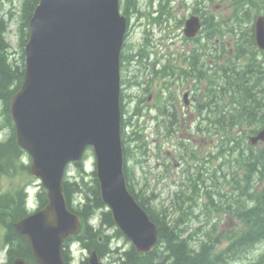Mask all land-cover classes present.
Listing matches in <instances>:
<instances>
[{
  "label": "water",
  "instance_id": "1",
  "mask_svg": "<svg viewBox=\"0 0 264 264\" xmlns=\"http://www.w3.org/2000/svg\"><path fill=\"white\" fill-rule=\"evenodd\" d=\"M201 24L186 23L188 36ZM128 27L120 0H40L25 46V79L10 110L19 145L31 156L30 171L43 181L49 202L14 224L27 238L37 264H67L64 242L81 230L67 204L64 175L87 147L96 154L104 203L138 253L152 251L159 227L128 188L122 141L121 51ZM264 48V16L255 26ZM264 141V128L250 138ZM54 213V215H53ZM12 264H29L16 257ZM89 264H102L93 250Z\"/></svg>",
  "mask_w": 264,
  "mask_h": 264
},
{
  "label": "trees",
  "instance_id": "2",
  "mask_svg": "<svg viewBox=\"0 0 264 264\" xmlns=\"http://www.w3.org/2000/svg\"><path fill=\"white\" fill-rule=\"evenodd\" d=\"M39 1L23 0L19 25L22 55L19 62L12 59L10 44L6 38L7 21L3 17L0 18V132L3 131V138L0 140V228L4 229V244L7 249V261L4 264H12L16 256H23L30 264H37L28 240L17 235L13 227L16 220L29 214L26 206L25 186L17 184L11 187L13 183L7 187L3 186L5 178H16L22 174H29L27 162L29 156L19 146L10 105L12 97L25 79L26 65L23 50L30 35V20ZM122 4L125 13L129 14L137 10L138 0H122ZM237 5L239 6L240 2L237 1ZM248 14H242L240 19L245 20ZM214 35V29L207 25L205 36L210 39ZM245 44L256 48L253 28L250 31L241 30L237 41L238 58L244 57L247 52H255V50L247 51ZM126 55L127 61L139 56L140 64L143 65L141 53ZM258 57L257 54L250 53V58L245 64H237L233 60L232 65L223 67L219 77L224 79V84L220 90L214 86L217 82L216 77L210 78V84L206 90V103L215 102L216 110H219L218 104L227 95H231L235 103L230 112L221 111L219 113L218 123H226L230 127L256 125L260 128L264 125V62ZM239 66L241 67L237 68ZM152 70L155 72L153 68ZM207 76L208 73L201 68L199 77L203 79ZM122 107L124 108L123 105ZM122 126L126 155L125 171L129 189L147 210L151 219L159 226L158 245L148 253H138L132 245L124 251H121L120 247H112V237L123 238L124 234L116 226L112 212L106 208L96 172L92 171L87 174L84 163L80 161L75 164L79 174L74 178L67 175L64 181L69 207L79 213L83 221L81 232L66 242L65 258L68 264H72L73 261L69 249V244L73 240L79 242L82 248L88 251L97 249L102 257L116 255L119 264H230L247 257L259 242L264 241V148L257 149L248 146L249 152L242 154L245 184L239 182L238 187H235L237 190L235 201L229 205L232 215L238 218L240 223L242 222V227L225 234L206 232L203 233V239H195L193 233L186 235L185 229L181 227V223L184 222L182 216L187 215L186 211L182 212L183 215L181 213L179 217L169 220L167 208L156 212L152 207L151 200L158 196L155 192L145 196L144 191L137 192L134 188V176L129 166V160L132 159L134 151L131 145L135 142L134 146L138 150L147 145L145 139L142 141L141 128L137 127L131 134H128L124 120ZM167 128L171 132V128ZM195 190H197V185ZM179 193H177L178 199L182 197ZM181 194L185 195L184 190ZM222 196L227 195L222 193ZM209 199L211 203L214 202L213 195L210 194ZM38 200L39 207H43L48 202L44 189L38 192ZM179 203L180 201H176L175 205ZM96 214L100 221L98 228L90 222V218ZM107 228L112 229L114 234H107L105 232ZM222 238L227 241V244L218 248L224 242ZM80 264H88V258H83ZM249 264H264V251Z\"/></svg>",
  "mask_w": 264,
  "mask_h": 264
},
{
  "label": "rangeland",
  "instance_id": "3",
  "mask_svg": "<svg viewBox=\"0 0 264 264\" xmlns=\"http://www.w3.org/2000/svg\"><path fill=\"white\" fill-rule=\"evenodd\" d=\"M198 2L200 4V1ZM21 3V0H0V15L6 16L8 11L17 10L16 15L9 22V32L7 35L12 50L17 51L14 53L16 57L19 55L18 51L21 49L18 35ZM138 3L144 14L139 16L134 14L130 20V43L135 45L133 51H138L146 43L145 29L150 28L149 36L153 41L150 50L154 49L151 60H157L158 63L155 65L157 70L165 69V67L170 69L168 75L165 74L166 71L159 72L151 82L147 83L149 86L147 95L151 96V98L141 104L142 107L146 108H143L144 110L139 116L133 114L135 100L129 101L126 107V115L132 123H134V120L139 119V127H142L145 133L143 134L142 141L145 139L144 141L147 142V148L149 149L148 153L151 154L148 158V155L142 154L144 151H137L134 148V156L141 159L138 163L130 160L134 176L133 183L136 190L141 192L143 188L144 193L148 190L147 194L155 191L158 196L154 200H151L154 210L159 211L161 207H168V218L170 219L176 218L182 211H186L188 214L182 216L184 223H181V225L184 229H187V231L185 230L186 234H196L194 236L195 239H203V233L210 231L225 234L234 229H239L242 227V222L240 223L238 218L232 215L228 204H233L235 201L237 190H234V188L238 187V181H241L243 185L245 184L241 180L244 175L243 157L241 155L249 152L246 145H249L248 137L253 134L252 129L255 126L248 127L243 125L228 129V125H220L217 122L218 111L215 113V102L211 104L206 103L207 96L204 90L212 76L217 78V74L214 75V69H219L229 62L227 53L215 59L214 69L206 70L208 65L204 66L205 71L208 73L206 78L200 79L196 77L194 81L181 74L182 70L185 69L184 67H186V62L182 61L181 54L190 52L194 47L192 41H186L183 37L185 20L191 15L196 6L206 9L208 14H215L216 17L221 18L233 10L231 0H205L202 5L197 4L195 0H174V7L170 9L173 19L168 25L153 22L149 18L153 8L159 3L158 0L153 2L152 0H139ZM259 4L263 5L262 2H259ZM253 9L256 10V7L253 6ZM244 25L251 26L252 23L244 22ZM224 40L229 42L228 48L233 46L234 37L231 33H227L224 36ZM246 47L247 50H250L248 44H246ZM205 53H207L206 60L217 56L212 46H207ZM231 55L232 59L237 60V50L233 49ZM248 59L249 57L246 56L237 61L243 65ZM130 69L132 71L129 70V73L132 74L135 66H130ZM144 78L145 75L143 74L141 79ZM216 81H218L217 84H220L222 79L217 78ZM189 88L194 90L191 91V102L187 105L184 102L183 94ZM126 91L137 94L135 87H128ZM138 92L140 93V91ZM159 95L171 98L179 111V126L176 132L170 136L165 134L166 130L164 128L158 130L161 131L160 134L157 132L156 124L152 119V115L156 112L155 108L147 111L148 103L150 105L154 103L159 104ZM222 105L226 107L225 111H227L232 108L233 102L231 100L228 101L226 98ZM223 109V107L220 108L221 111H224ZM200 125L202 129L198 130V126ZM136 128L130 126L129 131ZM236 137H238L239 141L233 140ZM262 146L264 144H258L255 147L262 148ZM168 154L175 155V160L179 163L174 165L172 155ZM84 161L89 170L94 169L95 155L91 149L88 150ZM165 163H170L168 168L165 167ZM70 174L77 176L79 173L71 166ZM30 179V176L22 174L18 178H6L5 185L13 183L11 187L17 184H20V186L23 184H27V187L31 186L35 192L34 209L37 206V192L41 189L42 185L37 178L33 177L32 180ZM196 185L197 190H195ZM181 189L184 190L185 195H182V201L179 203L180 207H175L172 204V202L175 204L176 201H174L175 192ZM222 193L227 196H222ZM210 194L213 195L215 202L220 205L218 209L213 206L206 207V204L209 203L208 196ZM107 233L114 234L113 230H108ZM2 235L1 231L0 264H3L6 260V251L2 249ZM112 241V247H120L121 251L129 249L132 245L125 237L118 238L113 236ZM226 244L227 241L224 240L218 248ZM263 251L264 241L259 242L248 253L247 257L230 264H249L252 260H256ZM83 252L86 253V256L89 255L88 250ZM71 255L73 256V252ZM103 261L107 264H119L116 255L106 256L103 258Z\"/></svg>",
  "mask_w": 264,
  "mask_h": 264
},
{
  "label": "clouds",
  "instance_id": "4",
  "mask_svg": "<svg viewBox=\"0 0 264 264\" xmlns=\"http://www.w3.org/2000/svg\"><path fill=\"white\" fill-rule=\"evenodd\" d=\"M24 191L26 193V206L31 209L35 199V192L31 186L26 187ZM72 252L74 257L72 264H80V261L84 258V256H86V253L81 249L79 242L72 245Z\"/></svg>",
  "mask_w": 264,
  "mask_h": 264
}]
</instances>
